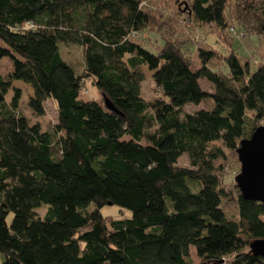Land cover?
Wrapping results in <instances>:
<instances>
[{"label":"trees","instance_id":"obj_1","mask_svg":"<svg viewBox=\"0 0 264 264\" xmlns=\"http://www.w3.org/2000/svg\"><path fill=\"white\" fill-rule=\"evenodd\" d=\"M158 1L0 0V62L13 63L0 73V264H195L193 247L201 264H264L251 251L264 204L243 197L230 160L264 125V53L252 71L232 45L264 41V0ZM178 22L227 51L199 41L195 61ZM61 43L82 48L78 68ZM16 81L31 86L27 103ZM87 82L100 100L83 97ZM49 99L58 120L43 129L28 111L44 116ZM105 205L132 216H104Z\"/></svg>","mask_w":264,"mask_h":264},{"label":"rangeland","instance_id":"obj_2","mask_svg":"<svg viewBox=\"0 0 264 264\" xmlns=\"http://www.w3.org/2000/svg\"><path fill=\"white\" fill-rule=\"evenodd\" d=\"M159 2L158 0H156ZM161 2V1H160ZM165 5L163 4H158V8L156 10H160L162 8L164 11L166 10L164 8ZM183 6V5H182ZM187 7V5H186ZM185 7V9H186ZM177 19V18H176ZM179 21V20H177ZM178 29L179 32L182 35H178V37L185 41L186 45V50L188 53H192V56L194 57L193 59L195 61H198L199 56H198V50H197V44H201L199 41H208L209 44L215 48L220 50L221 52H226L228 47L221 41V37H218L215 34H210V32L207 30V28H197L196 26L193 25H188V24H182L178 22ZM149 36V39L147 41L148 45L152 48L156 47L157 43H162L159 35L155 33L154 31L148 32L147 37ZM235 39L232 41V45L239 54L240 58L243 61L249 60L251 64V69L252 71L256 70L258 65L262 62L263 60V53H264V41H262L258 36H244V35H234ZM61 48L63 52L64 58L72 62V64L78 68L80 64H82L83 61V55H82V48L78 45L70 44L66 45L65 43H61ZM212 65L215 67H220L221 62L220 61H213ZM13 68V63L11 60L7 57L3 58V60L0 62V73L1 74H6L9 71H11ZM145 71V80L142 83V96L147 99L151 100L157 96L155 92V85H154V79H153V72L150 70L148 67H144ZM88 86L89 92L85 93L83 97L85 99H99L100 96L99 93L96 89V87L91 83L87 82L86 84ZM201 85L202 87L207 90V91H212L213 90V85L208 82L207 80H201ZM16 86L20 87L24 90V97L21 100V103H27L28 97L26 95L30 94L33 92L32 88L30 85L25 84L23 81H16ZM86 86V87H87ZM86 87L84 88V91H86ZM211 103H213L212 99H206L204 100L200 105H188L187 110L188 111H193L194 109H202V108H209L211 106ZM26 109V108H25ZM28 114L31 118L32 121H38L42 124L43 129H50L58 120V111L57 107L52 99H49L46 102V113L44 116H36L33 113H30L28 111ZM231 160V171L238 170V172L231 177L235 180V175H237L240 170H241V163H237L236 160ZM179 165L181 166H190L191 165V160L188 155H183L180 160H179ZM235 204H232V211H235ZM46 208H42L39 213L40 215H45ZM101 212L104 216H112L114 218L122 219V218H129L132 216V212L128 209L122 208L118 205H105L102 209ZM12 214L9 216V222L12 220ZM193 250L195 248L193 247ZM193 257L196 261V263H199L200 259L197 258V255L193 253Z\"/></svg>","mask_w":264,"mask_h":264},{"label":"water","instance_id":"obj_3","mask_svg":"<svg viewBox=\"0 0 264 264\" xmlns=\"http://www.w3.org/2000/svg\"><path fill=\"white\" fill-rule=\"evenodd\" d=\"M106 105L108 108L116 110L109 99H106ZM237 153L241 170L236 175L235 181L243 197L264 204V125L256 128L249 138L241 141ZM251 251L264 257V238L254 240L251 243Z\"/></svg>","mask_w":264,"mask_h":264},{"label":"crops","instance_id":"obj_4","mask_svg":"<svg viewBox=\"0 0 264 264\" xmlns=\"http://www.w3.org/2000/svg\"><path fill=\"white\" fill-rule=\"evenodd\" d=\"M193 253L196 254V250H193V248H192V257H193ZM196 255H197V254H196ZM197 258H199V257L197 256ZM193 259H194V257H193ZM199 259H200V258H199ZM194 262H195V264H201V259H200L199 263H196L195 259H194Z\"/></svg>","mask_w":264,"mask_h":264},{"label":"built area","instance_id":"obj_5","mask_svg":"<svg viewBox=\"0 0 264 264\" xmlns=\"http://www.w3.org/2000/svg\"><path fill=\"white\" fill-rule=\"evenodd\" d=\"M136 35H142V34H136ZM144 35H147L146 33H144Z\"/></svg>","mask_w":264,"mask_h":264}]
</instances>
